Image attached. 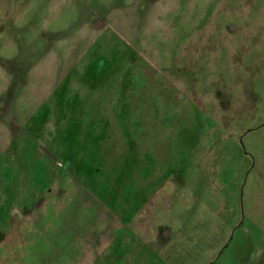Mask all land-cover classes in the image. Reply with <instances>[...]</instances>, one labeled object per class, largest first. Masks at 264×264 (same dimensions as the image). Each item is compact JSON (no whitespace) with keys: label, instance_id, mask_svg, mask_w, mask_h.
Returning <instances> with one entry per match:
<instances>
[{"label":"rangeland","instance_id":"374dc122","mask_svg":"<svg viewBox=\"0 0 264 264\" xmlns=\"http://www.w3.org/2000/svg\"><path fill=\"white\" fill-rule=\"evenodd\" d=\"M0 264H264V0H0Z\"/></svg>","mask_w":264,"mask_h":264}]
</instances>
